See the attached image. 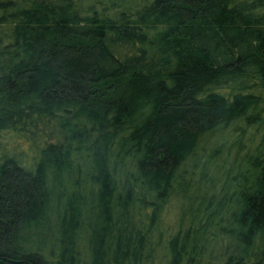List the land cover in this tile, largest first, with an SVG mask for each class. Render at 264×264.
Returning <instances> with one entry per match:
<instances>
[{"label":"trees","instance_id":"trees-1","mask_svg":"<svg viewBox=\"0 0 264 264\" xmlns=\"http://www.w3.org/2000/svg\"><path fill=\"white\" fill-rule=\"evenodd\" d=\"M162 248L264 264V0H0V264Z\"/></svg>","mask_w":264,"mask_h":264},{"label":"rangeland","instance_id":"rangeland-1","mask_svg":"<svg viewBox=\"0 0 264 264\" xmlns=\"http://www.w3.org/2000/svg\"><path fill=\"white\" fill-rule=\"evenodd\" d=\"M178 201V198H173L170 203L167 205L165 209V221L167 225H172L174 223V218L178 216L179 214V208L175 210L176 202ZM169 228V226H168ZM167 261V256L164 253V249L158 250L157 254L155 255L154 262L155 264H165Z\"/></svg>","mask_w":264,"mask_h":264}]
</instances>
